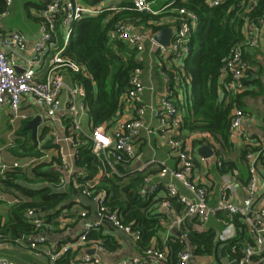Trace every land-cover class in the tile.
I'll return each instance as SVG.
<instances>
[{"label":"built area","instance_id":"1","mask_svg":"<svg viewBox=\"0 0 264 264\" xmlns=\"http://www.w3.org/2000/svg\"><path fill=\"white\" fill-rule=\"evenodd\" d=\"M37 1L42 3L43 6L39 11V32L32 42H29L28 38L19 31H9L2 28V18L6 16L12 0H3V6L0 7V111L2 108L7 107L11 122L25 118V115L20 111V107L21 102L27 97L40 105L49 118H54L58 113L65 110L72 117L71 125L66 127L68 131L65 140L71 141L73 134L76 136L86 135L93 143L92 151L96 155L102 153L104 160L109 164L112 161L120 162L139 157L134 149V139L142 129L147 133L156 131L161 141L169 148L170 153L178 160L177 169L163 166L159 171L160 176H169V180L163 186V196L165 198L162 199V206L170 208L172 206L171 199L176 198L177 202L183 205L184 208L182 216L175 221V224L180 226L184 217L196 216L199 224L203 227L211 214L220 212L227 215L228 224L233 226L234 220L232 218L241 216L249 224V232L253 242L241 245V254L236 257L235 264H264V207L259 210L254 208L257 196L256 156L252 153L247 154L250 160L249 171L252 176L243 187L244 196L240 204L227 197L228 193L234 189L236 181L234 176L224 175L222 177V193L215 207L208 204L210 195L207 187L191 179L194 159L185 139L180 137L183 121L179 107L173 99V92L174 86L180 84L179 73H181L184 83L187 80L181 63L189 54L190 37L199 19L197 13L186 6L174 8L173 3L176 0L170 1L159 9H154L148 0H132L131 8L138 12L153 15L169 10L175 12L177 24L173 28L174 33L167 46L157 43L151 35L131 31V25L121 20H118L114 24V29L111 30L113 39H121L138 51L143 50L144 36L150 39L153 45L157 46L160 57L167 62V66L161 70L167 92L160 96L158 109L149 103H144L142 95L145 85L140 78L142 68L135 67L129 76V88L122 97L124 103L133 106L135 109L134 116L118 122L110 132L99 125L93 127L89 134H85L78 120L80 110H84V88L79 83H66L64 73H82L86 76L87 72L79 63L65 57L63 51L70 39L75 23L84 17L95 16L104 10L113 8H103L102 5L99 7L92 6L89 3H83L81 0ZM223 1L204 0L209 7L217 6ZM255 3L256 0H240L244 13H250ZM263 22L264 10L261 16L250 20L246 19L244 22L243 40L230 49L228 57L224 60L218 72L219 83L224 94L228 93L230 96L235 97L244 91V77L249 67L247 58L244 56V49L255 47L259 43L262 37L261 26ZM57 29L63 37V45L57 47L53 55L47 59V52L55 46L58 35ZM63 91L66 93L65 100L62 98ZM147 109L152 112L154 117L158 118L159 126L157 129H153L145 123L143 116ZM244 116V111L233 102L228 127V137L231 140L239 141L241 138H244L245 141L248 140L240 128ZM9 145H11V142L8 143ZM44 156H40L39 159ZM37 160L38 157H26L7 162L4 159V149L0 147V180H4L7 174L15 168L28 167ZM60 162L63 172L70 173L72 171L71 165L64 154L60 156ZM174 180L179 181L186 187L192 196L186 197L179 194L173 182ZM142 181L150 187L151 192L158 190V184L153 182L149 176H144ZM60 182L63 183L64 179H61ZM81 194L94 201L96 218L91 222H85L74 239L55 246L47 244L45 238L36 233L25 238L22 235L12 240L0 236V248L10 244H24L31 249L34 255L44 256L55 264L65 253L72 250L79 251L91 245H93L96 252H107L100 242L88 236L102 222H108L117 232L131 235L135 241L139 239V231L133 230L131 224L124 223L120 214L107 205L105 194L102 191H96L91 183H87L82 187ZM80 214L81 217H85L87 212L82 211ZM26 217L29 218L35 228L42 227V219L36 209H28ZM219 220L222 219L219 218ZM178 236L181 239H186L187 231L183 230ZM24 240L25 243H23ZM237 247L235 245L231 246L233 250H236ZM166 256L165 251L148 247L143 251L142 257H132L117 264H159L167 259ZM177 258L176 264H189L190 252L188 248L180 251ZM76 260L78 264H107L102 262L96 255L82 252ZM0 264L15 263L8 257L0 256Z\"/></svg>","mask_w":264,"mask_h":264},{"label":"crops","instance_id":"2","mask_svg":"<svg viewBox=\"0 0 264 264\" xmlns=\"http://www.w3.org/2000/svg\"><path fill=\"white\" fill-rule=\"evenodd\" d=\"M81 1L83 3H89L92 6L99 7L102 5L103 8H113L109 10L113 12L122 10L135 12L137 16L134 19L131 18L132 16H127L130 18V20H118L124 21L131 25V31L136 33L151 35L154 37L161 29L169 28L171 31V37L168 44L170 43L174 33L173 28L177 24L175 15H161L157 21V24L161 25V27L157 30H153L151 27L149 28L145 23H137L140 20H137L139 18L138 14H141V12L135 11L131 8L132 0H96V2H91L92 0ZM148 1L151 2L154 9H159L170 1L175 0H164L161 3H159L160 0ZM178 1L179 3H185L186 0ZM36 3L40 2L37 0H12L11 5L7 9L6 16L2 18V28L9 31H19L28 38L29 42H32L39 32V11L43 6L42 4L40 8H37L35 5ZM13 4L18 7L20 12H25L26 16L35 22V28L32 27L30 30L23 31L10 25V20H8V22L4 21L8 15L9 9ZM2 6L3 0L0 1V7ZM175 6L178 5L176 4ZM167 12L172 13L170 10ZM113 14L114 13H111L110 15ZM261 15L262 13L259 16ZM241 17L243 18V24L246 19H251L248 13H244ZM197 25L198 22L193 31L197 28ZM241 31L244 38L243 25ZM261 31L262 37L259 43L255 47H246L244 49V56L247 58L249 63V67L244 77V91L239 95L237 94L235 97H232L228 93L224 94L220 83H218L216 88V94L218 98L217 101H223L225 104L227 102L230 103L229 115L231 114L234 102L232 99H237L239 105H236L239 106L245 113L240 128L243 131L244 136H247L248 140L245 141L244 138H241L239 141L231 140L228 137L227 129L228 145H221L211 136L209 132L200 131L199 129L188 130L183 126L180 131V137L185 139L194 159L191 179L192 181L207 187L210 195L208 204L211 207L216 206L217 200L221 196V184L222 177L224 175L234 176L236 179L234 189L232 192L228 193L227 197L237 204L242 202L244 196L243 187L252 176L249 171L250 160L247 157L248 153H252L256 156L255 165L257 170L255 177L257 183V196L254 202V208L259 210L260 208L264 207V22L261 26ZM57 32L58 35L56 37L55 46L50 48L47 52V59L53 55L57 47H61L63 45V37L59 33V29H57ZM168 44L164 46H167ZM126 45L127 48H133L127 43ZM135 54L137 61L142 63L139 67L142 68L140 78L145 85L142 95L143 102L149 103L158 109L160 96L167 92L166 85L161 74V70L167 66V62L162 57H160L157 46L153 45L150 39H148L146 36H144L143 40V50H137ZM188 56L186 58H188ZM181 64H183V61ZM86 72V76H88L89 73L87 70ZM73 74L74 73L71 72L64 73L66 83H77L74 80ZM186 76L187 80H185V83L187 86L182 87L181 89L180 87L177 89L174 88L173 92V99L179 107L182 121L184 113L183 101L189 95L188 90L190 87V76L187 74ZM123 95L120 99L122 104L121 110L117 118H115V122L111 126H109L106 122L99 124L105 127L109 132L110 130H113L118 122L134 116L135 109L133 106L124 103L125 101L122 99ZM62 98L63 100L66 99V93L64 91L62 93ZM83 103L84 110H80L78 120L81 124L83 133L89 134L93 127L87 112V108L85 107L84 98ZM20 111L25 115V118L16 119L13 122L10 121L11 116L7 107L2 108L0 111V147L4 149V159L7 162H11L13 160L24 159L26 157H38V160L28 167L15 168L13 171L7 174V177H12L13 173L25 172L27 178L31 179V181L18 179L16 180L18 185L20 184L22 186H26L32 190L50 187L52 185L51 182L48 180H35L36 178L33 173V167L39 163L43 162L48 164V166H45L43 170H49V168H51L49 165L50 163L51 166L55 167L59 172V179L58 182L53 185V190L55 192H67L72 190L73 192V194L63 202L58 215L49 222H45L44 218L41 217L43 213L40 207L32 208L39 211V215H41L40 217L42 219V227L41 229L37 230L36 234L42 235L45 238V242L47 244L59 246L68 242L79 234L81 227L85 222H91L95 220L96 216L94 201L90 199L91 202L87 203L82 200L83 195L81 194V189L87 185V183H91L95 187L96 191H102L105 194L107 205L120 214L124 223H129L124 221V213L121 211V209L118 206L112 204V191H109L106 187H102V179L109 177H113L116 184L118 185L117 194H119L120 198L124 196V192L122 190L123 187L130 184V181L136 177L140 178V184L137 187L140 198L145 201L150 199L152 206L156 203L158 198L161 199L158 201V203H156V208L157 212L162 217V229L157 232L156 238L152 240L150 247L167 252L166 242L170 235L175 234L178 236L183 230L187 232L189 230L205 231L209 228H212L215 231L217 244L216 248L210 255L193 254V248L191 247L189 240H186L188 243V251L190 252L189 264H235L236 257H233L229 252V250L234 251L231 248V246L234 244H231L232 241L236 238L240 239V241L237 240L238 242H235L239 245H245L253 242L249 232V224L246 223L245 219L241 216H235L232 218V220H234L233 226L228 224L227 215L221 214L220 212L211 214L203 227H201L199 224L198 218L196 216L184 217L180 226L175 224V221L182 216L184 208L183 205L177 202L176 198L171 199L172 206L170 208L162 206V199L165 198V196H163V186L169 180V176H160L159 171L163 166H166L170 169H177L178 160L173 154L170 153L169 148L161 141V138L156 131L147 133L144 129H142L136 139H134V149L136 153H138L139 157H134L120 162L112 161V163L109 164L104 160L102 153L96 155L92 151L101 161V167L98 168L96 174H94L92 178H87V171H85L84 168H76L75 165L77 142L74 140V138L72 139L74 141L65 140L68 131L66 130V127L69 126L68 123L71 125L72 117L69 116L64 110L61 113H58L54 118H49L46 116L44 109L29 97L25 98L21 102ZM37 115H39L41 119L39 125L37 126L36 137L33 138L31 129L26 128V125L28 121ZM143 119L145 123L153 129H157L159 126L158 118L154 117L149 109L146 110ZM23 121H26L25 129L29 130L31 134V138L34 141L35 150L22 152L20 154L15 153L13 149L16 146V132ZM84 136L87 137L86 135ZM9 142H11V145L8 146ZM47 142H51L53 145L43 148L42 146H44ZM202 145H207L210 147L212 150V154L210 156L203 157L198 153V148ZM245 148H248L249 151L246 153L245 157L243 156V158L242 153ZM36 151L41 152V154H36ZM63 154L66 156L68 162L71 165L72 171L70 173L63 172L61 169L60 156ZM43 155L45 156L39 159L40 156ZM222 162L229 163V166H227L228 170H221L220 166ZM144 176H149L153 182L158 184L157 191L151 192L150 187L143 183L142 178ZM7 177L5 179H7ZM61 179H64L63 183L60 182ZM4 180H0L1 224L7 220L9 207L13 204L24 200L31 202L39 201V197H27L25 195H21L22 193L16 187H6L4 185ZM173 182L175 183L179 194L185 195L186 197L192 196L188 189L184 187L179 181L174 180ZM65 204L66 206L63 207ZM54 210L57 209L55 208ZM82 211L87 212L85 217H81L80 213ZM219 218L222 220H219ZM27 219L29 220V218ZM97 230H100V232L104 235L111 236L114 239L116 247L110 250L105 248L107 251L105 253L96 252L95 248H93V245L84 247L79 251L72 250V252H78V254L74 257V261L77 262V256L80 255L81 252L90 255H96L102 260V262L107 264H117L132 257H142L144 250L142 253L137 252L136 243L138 240L135 241L131 235L124 232L115 231V229L108 222H102ZM29 235H32V233L25 236L23 235V237L25 238ZM21 236L22 235H20V237ZM93 239H96L103 245L100 239ZM23 243H25V240ZM159 246H164V248H160ZM0 256L8 257L14 261L15 264H54L44 256L39 257L34 255L31 249L26 247L24 244H10L8 246L2 247L0 248ZM159 264L164 263L161 262Z\"/></svg>","mask_w":264,"mask_h":264},{"label":"trees","instance_id":"3","mask_svg":"<svg viewBox=\"0 0 264 264\" xmlns=\"http://www.w3.org/2000/svg\"><path fill=\"white\" fill-rule=\"evenodd\" d=\"M1 1V0H0ZM90 1V0H87ZM91 2H96L92 0ZM186 6L199 16L197 28L192 32L189 41V56L183 60L184 72L190 76L189 95L183 101V127L188 130L199 129L206 131L216 139L221 145H228L227 129L230 122V103L217 101L216 88L219 83L218 72L228 57L230 49L243 40L242 25L244 14L243 5L240 0H224L217 6L209 7L203 0H186L185 3H179L178 0L173 3V7ZM183 4V5H181ZM37 8L42 3L35 4ZM171 9V8H169ZM264 10V0H256L252 11L248 13L249 17L257 18ZM114 13L113 15H110ZM161 15H175V12H160L158 15L141 12L138 14L139 20L148 25L153 30H157L161 25L157 24ZM137 15L133 11L122 10L118 12L102 11L95 16H87L75 23L70 39L63 51L67 58L79 63L80 66L88 71V76L82 73L73 74L75 82L81 84L85 90V107L95 127L103 122L111 126L115 122L121 110V96L129 88V76L132 70L141 66L142 63L136 59L135 47L127 48L126 42L118 38L111 37V30L118 19L130 20ZM128 18V19H127ZM136 50V51H135ZM125 56V58H124ZM180 75V84L174 86L186 87L184 79ZM238 104L237 99H232ZM239 105V104H238ZM26 121H23L16 132L13 149L15 153H22L35 150L34 141L31 138L29 130L25 129ZM70 125V123H68ZM77 142L75 165L76 168H84L87 171V178H92L98 168L101 167V161L92 152V141L83 135L76 136ZM47 142L43 148L52 146ZM249 151L248 148L242 153V157ZM36 154L41 152L36 151ZM243 157V158H244ZM49 170H43L46 163H39L33 167L35 180H48L52 183L50 187H43L38 190H32L26 186L18 185L16 180L28 179L24 173H13L12 177L4 180L6 187H16L21 195L27 197H39V201H19L9 207L7 220L1 224L0 236L9 240L37 232L32 223L25 217V212L29 208L40 207L42 218L45 222L53 220L59 213L63 202L70 197L72 190L67 192H55L53 185L58 182L59 172L49 163ZM229 163L222 162L220 168L222 171L228 170ZM48 169V168H47ZM140 178H133L130 184L123 187L124 196L120 198L118 185L113 177L102 179V187L112 191V204L118 206L124 213V221L131 224L133 230L140 233L136 243V250L142 253L143 250L150 247L151 242L156 238L157 232L161 228V215L157 212V199L152 206L150 199L146 201L140 198L138 185ZM66 206L63 205V207ZM57 210H54V209ZM41 229V228H39ZM182 233V232H181ZM90 238L100 239L106 249H114L116 244L109 235H104L100 230L93 229L89 235ZM189 240L195 255L212 254L216 248V235L212 228L205 231L189 230L186 239H181L177 235H170L167 240V259L164 264H176L177 255L184 248H188ZM240 239H235L231 244L238 246L236 250L230 251L233 257L241 254V245L235 243ZM237 241V242H238ZM232 245V246H233ZM164 248V246H159ZM77 251H70L64 254L56 264H77L74 257Z\"/></svg>","mask_w":264,"mask_h":264},{"label":"water","instance_id":"4","mask_svg":"<svg viewBox=\"0 0 264 264\" xmlns=\"http://www.w3.org/2000/svg\"><path fill=\"white\" fill-rule=\"evenodd\" d=\"M171 37V31L169 28L161 29L155 36V41L159 42L162 45H166L169 42ZM41 117L39 115L35 116L33 119L28 121L26 128L31 129V133L33 138L36 137V130L37 126L39 125ZM198 153L201 154L203 157H208L212 154V150L207 145H202L198 148ZM82 200L89 203L91 200L85 196H82Z\"/></svg>","mask_w":264,"mask_h":264},{"label":"rangeland","instance_id":"5","mask_svg":"<svg viewBox=\"0 0 264 264\" xmlns=\"http://www.w3.org/2000/svg\"><path fill=\"white\" fill-rule=\"evenodd\" d=\"M164 0H160L159 3H161ZM10 20V25H12L14 28H18L21 30H30L36 27L35 22H33L30 18H28L25 14V12L18 9V7L13 4L11 8L9 9L8 15L5 18V22H8Z\"/></svg>","mask_w":264,"mask_h":264}]
</instances>
